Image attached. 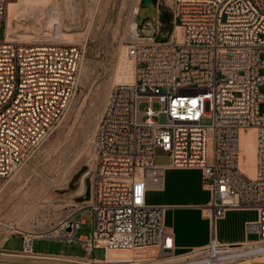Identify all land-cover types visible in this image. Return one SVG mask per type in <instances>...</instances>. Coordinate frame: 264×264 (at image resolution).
<instances>
[{"label":"built area","instance_id":"1","mask_svg":"<svg viewBox=\"0 0 264 264\" xmlns=\"http://www.w3.org/2000/svg\"><path fill=\"white\" fill-rule=\"evenodd\" d=\"M10 1L0 0V178L27 161L62 117L81 52L72 44L6 39ZM165 4L171 30L158 37L159 27L142 33L134 22L123 38L133 80L114 83L101 111L89 198L71 203L48 229L26 231L0 220L7 231L0 264H167L174 257L184 259L177 264H241L264 255V0ZM247 128L255 130L252 177L239 167L240 132ZM157 148L167 152V164L156 162ZM166 168L201 170L213 230L226 211L255 209L257 218L244 227L254 238L229 244L212 235L206 245L175 254L163 223L166 205L145 200L149 189L163 188ZM84 209L92 216L89 236L78 235ZM11 235L21 236V249L4 247ZM35 239L75 242L85 255L36 253ZM94 248L104 249L103 259L90 257ZM109 251L135 255L107 261Z\"/></svg>","mask_w":264,"mask_h":264},{"label":"rangeland","instance_id":"2","mask_svg":"<svg viewBox=\"0 0 264 264\" xmlns=\"http://www.w3.org/2000/svg\"><path fill=\"white\" fill-rule=\"evenodd\" d=\"M38 1H10L13 3L6 14L10 11L16 15L18 11L20 15L12 23L16 33L8 39L5 14L4 36L22 44L77 45L81 52L76 83L62 117L27 161L9 176L0 178V188L4 186L0 189V220L18 224L23 230L50 228L65 215L69 205L77 201L75 196H85L86 188L90 192L94 139L104 103L114 83L133 80V62L126 56L123 42L129 26L133 21L137 22L135 18L138 16L142 33L156 34V27H159L158 37H161L171 30L169 22L161 18L164 14L169 16L167 0H159L157 9L147 14L141 13L140 0H40L48 20L52 16L53 3L57 9L59 24L56 25V35H51L47 32L46 20H38L35 14L29 17L25 14L26 8L35 10ZM137 6L139 11L135 12ZM143 107L141 104L140 108ZM160 120L165 121V116L161 115ZM253 133V129H245L241 137L240 164L247 168L249 176L254 165ZM155 159L156 162H166L168 154L157 148ZM77 174L79 176L73 180ZM156 195L153 193L152 198ZM80 216L84 223L78 235L89 236L92 216L88 209L80 212ZM6 232L0 224V244ZM248 238H254V235ZM4 247L21 249V236H9ZM32 249L36 253L85 255L78 243L52 239H35ZM104 255L103 248H94L90 253L91 258L97 259H103ZM134 255L135 252L111 251L106 253V259L125 261ZM0 260L5 259L0 257Z\"/></svg>","mask_w":264,"mask_h":264},{"label":"crops","instance_id":"3","mask_svg":"<svg viewBox=\"0 0 264 264\" xmlns=\"http://www.w3.org/2000/svg\"><path fill=\"white\" fill-rule=\"evenodd\" d=\"M158 163L167 164L168 160ZM153 193H157L155 198H152ZM83 196L77 195L74 198L84 200ZM145 200L149 204L166 205L163 223L173 235L175 254L206 245L212 235L221 243L243 242L248 238L245 223L257 218V211L253 208L230 209L224 217L214 220L213 230L210 191L203 182L201 170L197 168H166L163 188L159 191L149 189ZM178 261L182 259L176 257L166 260L167 264H177ZM241 264H264V255Z\"/></svg>","mask_w":264,"mask_h":264},{"label":"bare ground","instance_id":"4","mask_svg":"<svg viewBox=\"0 0 264 264\" xmlns=\"http://www.w3.org/2000/svg\"><path fill=\"white\" fill-rule=\"evenodd\" d=\"M38 1V0H37ZM36 2V1H35ZM12 3L13 2H9V4H8V6H7V10L6 11H8V9H9V7H10V5H12ZM27 3V2H26ZM32 3V2H31ZM34 3V2H33ZM29 4V3H28ZM36 5H38L37 6V8L35 9V10H32L33 8H26L27 10V12H25V14L27 15V17H29L30 15H32V14H35L36 16H38L37 17V19L38 20H40V21H44V20H46L47 21V32H49L51 35H56V31H57V29H56V25H58L59 24V18H58V15H57V9L55 8V3H53V5H52V16H51V18H49V20L47 19V15H46V9H45V7L43 6V4H41V2H40V0L38 1V4H36ZM56 9V10H55ZM17 10H18V8H17ZM24 11V10H23ZM139 11V9H138V6L135 8V12H138ZM24 14V13H23ZM7 15V16H6ZM5 16H6V32H7V38L8 39H10V35H13L14 33H16L15 31V29H14V26H13V20L17 17V16H19L20 14H18V11H17V14L16 15H14V14H12L10 11H9V13L8 14H6ZM26 17V16H25ZM135 21H133V23H134ZM132 23V24H133ZM136 23V22H135ZM137 24V27L139 28V25H138V23H136ZM175 32H176V34L179 36V28H176L175 29ZM6 38V39H7ZM118 82H123V81H118ZM247 129H249V128H247ZM250 129H253V128H250ZM245 130V129H244ZM244 130H242L241 132H240V148H241V137H242V134H243V131ZM254 130V129H253ZM253 135H254V156H255V130H254V133H253ZM242 151V150H241ZM240 158H241V154H240ZM240 158H239V167H240V169L243 171V172H247L248 174H249V171L247 170V168H245V167H243L241 164H240ZM253 161H254V159H253ZM251 169V168H250ZM252 174H251V176L250 177H252L253 175H254V165H253V167H252ZM246 173V174H247ZM247 174V175H248ZM249 176V175H248ZM4 187V186H3ZM3 187H1L0 189H2ZM23 212V211H22ZM20 214V213H19ZM22 214V213H21ZM20 214V215H21ZM24 214V213H23ZM22 214V215H23ZM29 216V215H28ZM27 215L25 216V217H28ZM17 227H19L20 228V226L17 224ZM20 229H22V228H20ZM23 230V229H22ZM26 231H30V230H26ZM109 252H111V251H109ZM174 259H175V257H174ZM179 259H182V258H179ZM182 260H184V259H182Z\"/></svg>","mask_w":264,"mask_h":264},{"label":"water","instance_id":"5","mask_svg":"<svg viewBox=\"0 0 264 264\" xmlns=\"http://www.w3.org/2000/svg\"><path fill=\"white\" fill-rule=\"evenodd\" d=\"M157 2H158V0H140V2H139V7L141 8V13H145V14H147V13H151V11H155V10L157 9ZM135 20H136L137 22H139V17L137 16V17L135 18ZM261 72L264 73V70H262ZM261 90L264 91V88L262 87ZM260 108H261V109H264V104H262V105L260 106ZM81 172H82V171H80V173H81ZM80 173H79V174H80ZM79 174L75 175V176L73 177V180L77 179V177L79 176ZM72 185H73V184L71 183V184H70V187H72ZM89 195H90L89 189L86 188V191H85L86 199L89 198Z\"/></svg>","mask_w":264,"mask_h":264},{"label":"trees","instance_id":"6","mask_svg":"<svg viewBox=\"0 0 264 264\" xmlns=\"http://www.w3.org/2000/svg\"><path fill=\"white\" fill-rule=\"evenodd\" d=\"M161 18L163 19L164 22L168 21L169 19L168 15L165 14Z\"/></svg>","mask_w":264,"mask_h":264}]
</instances>
